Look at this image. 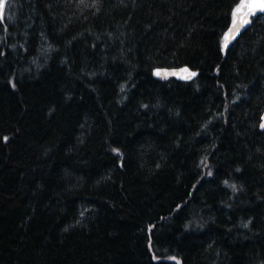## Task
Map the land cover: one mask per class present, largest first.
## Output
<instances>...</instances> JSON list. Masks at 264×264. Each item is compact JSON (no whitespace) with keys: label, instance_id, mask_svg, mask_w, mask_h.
I'll return each mask as SVG.
<instances>
[{"label":"trees","instance_id":"16d2710c","mask_svg":"<svg viewBox=\"0 0 264 264\" xmlns=\"http://www.w3.org/2000/svg\"><path fill=\"white\" fill-rule=\"evenodd\" d=\"M238 2L7 0L0 264H264V15L226 53Z\"/></svg>","mask_w":264,"mask_h":264},{"label":"snow or ice","instance_id":"6c2138e0","mask_svg":"<svg viewBox=\"0 0 264 264\" xmlns=\"http://www.w3.org/2000/svg\"><path fill=\"white\" fill-rule=\"evenodd\" d=\"M6 4L7 0H0V21L5 19ZM258 12L264 13V0H239L231 13V27L223 37V47L225 49L228 48L230 40L235 39V37L239 35L241 26L250 23V17L256 15ZM182 71L188 73V76L181 77L182 79H188L189 77L196 75L194 72H189L187 68L183 69ZM155 74L157 76L162 75L159 70H157ZM12 86L15 87V84ZM259 127L261 130H264V123H261ZM8 139L9 138L7 136L3 137L4 142H7ZM114 151L117 152L118 155H122V153L119 152V149H114ZM231 187L235 189V185H232ZM172 259L175 260L176 258L172 257ZM177 264H179V261H177Z\"/></svg>","mask_w":264,"mask_h":264},{"label":"water","instance_id":"95a60500","mask_svg":"<svg viewBox=\"0 0 264 264\" xmlns=\"http://www.w3.org/2000/svg\"><path fill=\"white\" fill-rule=\"evenodd\" d=\"M264 15V13H256V15ZM255 16V15H254ZM252 16V17H254ZM250 17V19L252 18ZM248 24L246 25H242L241 28H240V33L238 36L235 37V39L233 40H230L229 44H228V48L225 49V52L227 53V51L229 50V48L232 46V44L234 43V41L241 35V33L246 29ZM187 68L189 70V72H194L193 70H191L190 68L188 67H181V68H158L154 71V77L155 79L161 81V82H169L171 80H177V81H180V82H189V81H192L194 80L196 77H197V73L195 76H191L189 77L188 79H182L181 77H184V76H188V73H185L183 72L182 70ZM159 70L162 75L161 76H157L155 73L156 71ZM195 73V72H194ZM262 118H264V113H263V116ZM261 123H264V119H262ZM264 131V130H262Z\"/></svg>","mask_w":264,"mask_h":264}]
</instances>
